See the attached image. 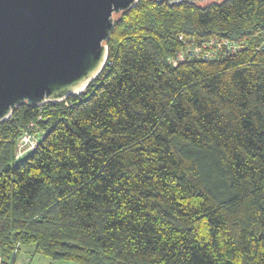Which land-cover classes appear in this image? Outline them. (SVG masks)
I'll list each match as a JSON object with an SVG mask.
<instances>
[{"label": "trees", "instance_id": "trees-1", "mask_svg": "<svg viewBox=\"0 0 264 264\" xmlns=\"http://www.w3.org/2000/svg\"><path fill=\"white\" fill-rule=\"evenodd\" d=\"M180 34L241 50L172 66ZM263 40L264 0L114 15L83 93L0 123L1 264L23 247L78 264H264ZM41 109L47 134L16 160Z\"/></svg>", "mask_w": 264, "mask_h": 264}, {"label": "water", "instance_id": "water-1", "mask_svg": "<svg viewBox=\"0 0 264 264\" xmlns=\"http://www.w3.org/2000/svg\"><path fill=\"white\" fill-rule=\"evenodd\" d=\"M138 1L0 0V123L19 105L83 93L106 64L114 15Z\"/></svg>", "mask_w": 264, "mask_h": 264}, {"label": "built area", "instance_id": "built-area-1", "mask_svg": "<svg viewBox=\"0 0 264 264\" xmlns=\"http://www.w3.org/2000/svg\"><path fill=\"white\" fill-rule=\"evenodd\" d=\"M180 48L178 51L167 59V62L172 66H177L179 63L189 62L193 60L211 61L221 58H227L241 50V46L229 41L225 38L209 37L197 38L195 36H186L180 34L178 36ZM264 47V40L262 45ZM64 100L56 103L64 102ZM48 118L40 114L35 120L30 121L25 126L20 128V133L15 143V159L22 160L34 152L39 146L42 139L47 134L48 128L46 123ZM42 127V125H44Z\"/></svg>", "mask_w": 264, "mask_h": 264}, {"label": "rangeland", "instance_id": "rangeland-1", "mask_svg": "<svg viewBox=\"0 0 264 264\" xmlns=\"http://www.w3.org/2000/svg\"><path fill=\"white\" fill-rule=\"evenodd\" d=\"M41 115L42 116L44 115L45 117V110L41 109ZM17 130L19 129L17 128ZM0 264H1V258H0ZM15 264H78V263H70V262H65V261H53L52 259L48 257L35 253L33 247H23L16 258Z\"/></svg>", "mask_w": 264, "mask_h": 264}]
</instances>
